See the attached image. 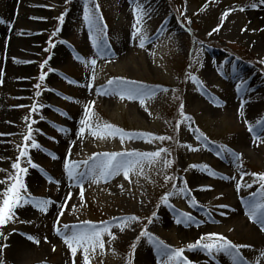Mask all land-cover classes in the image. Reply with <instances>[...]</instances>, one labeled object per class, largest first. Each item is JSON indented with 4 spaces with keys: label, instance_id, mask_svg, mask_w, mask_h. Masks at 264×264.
I'll list each match as a JSON object with an SVG mask.
<instances>
[{
    "label": "rangeland",
    "instance_id": "obj_1",
    "mask_svg": "<svg viewBox=\"0 0 264 264\" xmlns=\"http://www.w3.org/2000/svg\"><path fill=\"white\" fill-rule=\"evenodd\" d=\"M259 2L0 0V200L15 182L12 164L28 169L20 174L26 202L0 225V264H84L83 249L73 256L63 236L104 222L111 235H102L103 249L89 248V264H163L158 247L140 236L145 230L184 249L189 264H234L222 252L188 250L210 233L244 246L246 264L264 262L248 215L249 202L264 199V123H257L264 121V22L252 13ZM109 80L149 94L143 104L121 98ZM86 106L99 136L79 132ZM105 124L126 135H107ZM160 149L127 178L80 176L88 172L81 162L98 154ZM65 163L77 165L73 178ZM42 199L45 211L34 203ZM181 213L192 220L177 223Z\"/></svg>",
    "mask_w": 264,
    "mask_h": 264
},
{
    "label": "snow or ice",
    "instance_id": "obj_2",
    "mask_svg": "<svg viewBox=\"0 0 264 264\" xmlns=\"http://www.w3.org/2000/svg\"><path fill=\"white\" fill-rule=\"evenodd\" d=\"M255 6L254 4L252 5ZM134 14L137 17V24L141 23V16L143 14V9L138 5L137 9H134ZM84 19L85 21L91 24V16L89 13V9L87 6L84 10ZM60 22H63V16L59 17ZM2 22V21H0ZM134 35L139 33L141 30L133 25ZM144 38L141 37V47H143ZM92 64H95V60L91 61ZM41 80L44 79V76L41 75L39 77ZM193 80H196L195 77H192ZM128 82L122 80H109V86H115L116 89H119L118 94L123 98L127 96L129 99L140 98L141 104L144 102V97L149 93L142 88H130L127 87ZM39 87V86H38ZM166 91V90H165ZM33 111L35 110V105L32 106ZM183 106L181 105V108ZM90 109L89 107H85V118L80 121L82 125L79 129V132L83 134L85 132V128L90 130L91 135L99 136L101 135V125L97 124L93 127L90 120ZM257 123H264V121H257ZM103 128L106 130L107 135H116L117 133L123 139V136L126 135L121 129L115 128L112 125L105 124ZM249 131H252L249 128ZM32 129L29 126L28 134L25 135V141H28L31 138ZM130 137L133 134H128ZM151 136V134H146ZM157 139H168L167 137H157ZM31 147L39 148L40 145L32 140ZM166 151L165 149H160V151L150 152V153H103L98 154L96 159L93 160V163L89 165L88 161H83V163L87 168V173H81L80 176L83 178L85 175L91 176L93 180L99 179H107L109 176L119 174L123 172L125 178L128 177L129 171L135 166V164H139L141 160H148L151 162L156 157H159L161 152ZM28 155L27 147L25 146L22 150H20V157H26ZM136 156L138 159L133 161L131 159H123L119 157H132ZM92 159V158H90ZM31 167H37L36 164L32 163L31 160L28 161ZM170 161H165V164H170ZM77 167L75 163H65L64 168L67 170V174L70 178H73V170ZM198 167V166H193ZM207 167V166H204ZM13 169H17V175L14 177L15 182L12 183L7 189L2 193L3 199L0 200V225L5 224L6 221H9L14 216V210L20 206L24 202H26V197L21 194V189H25V185L22 182L20 174H26L28 169L20 167L19 163L12 164ZM260 187L264 190V174L259 175ZM239 187V186H238ZM251 187V185H249ZM26 190V189H25ZM255 196V193L253 194ZM261 196L264 197V192L261 193ZM165 202L167 201V197L164 198ZM35 206L41 210L45 211L48 207L49 201L47 200H37L34 202ZM63 207V206H61ZM61 215L63 213H60ZM249 218L258 221L261 225V230L264 231V199L262 200H252L249 202ZM129 220H135V217H129ZM192 220V217L189 214L181 213L180 217L177 218V223H188ZM88 223V222H85ZM67 227V226H65ZM58 234H59V230ZM109 234V228L106 222H104L103 227H97L95 225L89 224V227L86 229H81L78 231H72L71 234L65 233L63 236L64 243L71 250L73 256H75L77 249L82 248L84 253V264H89L88 252L89 248L95 249V247H99L103 249L104 242L102 240L103 234ZM141 237H148L158 247L159 253L165 259L163 260V264H189V261L186 257L183 256L184 249H172L169 246L165 245L162 241L154 239L150 233L146 230L140 233ZM32 239V237H29ZM135 248L136 245L133 244L131 246ZM244 247L241 245H234L230 241H228L224 236L218 235L216 233L207 234L204 237H201L200 240L196 241L194 244L188 245V250L193 251L196 249H203L208 254L212 255L214 253H224L230 256L234 262V264H239L240 260L243 259L240 253V248Z\"/></svg>",
    "mask_w": 264,
    "mask_h": 264
},
{
    "label": "bare ground",
    "instance_id": "obj_3",
    "mask_svg": "<svg viewBox=\"0 0 264 264\" xmlns=\"http://www.w3.org/2000/svg\"><path fill=\"white\" fill-rule=\"evenodd\" d=\"M259 1L260 2L255 5V9L252 10V13L254 15H256L257 18H259V19L261 18V20L264 22V0H259ZM239 211H241V210H239ZM249 221H251V220H248L246 225H248ZM256 223L257 224H255L256 227L254 228V230H256L258 232V237L260 238V240L262 242H264V231L261 230L260 223L258 221H256ZM240 226H243L242 222H239L236 225V228H239ZM239 264H246V263L244 262V260H240ZM260 264H264V262H260Z\"/></svg>",
    "mask_w": 264,
    "mask_h": 264
}]
</instances>
